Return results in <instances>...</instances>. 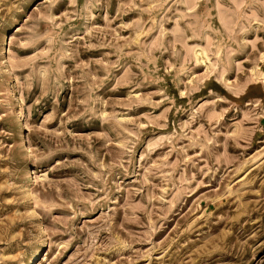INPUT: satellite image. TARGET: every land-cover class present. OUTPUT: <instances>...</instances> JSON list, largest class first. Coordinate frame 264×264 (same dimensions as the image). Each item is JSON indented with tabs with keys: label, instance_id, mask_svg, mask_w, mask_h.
Here are the masks:
<instances>
[{
	"label": "rangeland",
	"instance_id": "obj_1",
	"mask_svg": "<svg viewBox=\"0 0 264 264\" xmlns=\"http://www.w3.org/2000/svg\"><path fill=\"white\" fill-rule=\"evenodd\" d=\"M0 264H264V0H0Z\"/></svg>",
	"mask_w": 264,
	"mask_h": 264
}]
</instances>
